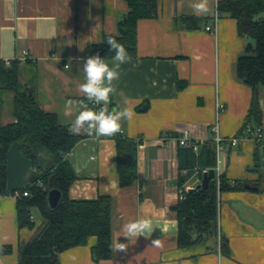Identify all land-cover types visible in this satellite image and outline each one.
Masks as SVG:
<instances>
[{
	"label": "crops",
	"instance_id": "crops-1",
	"mask_svg": "<svg viewBox=\"0 0 264 264\" xmlns=\"http://www.w3.org/2000/svg\"><path fill=\"white\" fill-rule=\"evenodd\" d=\"M195 2L157 0L156 15L138 22L137 54L121 65L116 93L101 104L108 111H131V118L121 121L122 135L81 133L68 154L77 174L71 198L113 197V255L94 258L98 240L91 236L87 244L62 252L61 264H264V144L253 138L228 146L220 157L216 153L212 168L239 185L218 197L219 231L230 252H222L211 238L189 246L178 243L174 207L203 176L198 167L180 171L181 145L174 137H162L188 129L201 147L205 141L214 144L217 126L223 136L233 137L241 133L252 100V89L236 75L237 60L252 39L239 35L237 20L218 9L214 15H195L190 6ZM209 5L215 8L214 0ZM129 11L126 0H0V60L21 59L27 51L22 81L32 82L41 107L70 127L74 115H64L69 100H84L92 108L78 90L85 82L84 61L94 44L120 34ZM209 25L216 32L207 30ZM104 59L111 67L113 58ZM260 102L264 126V87ZM13 121L9 116L5 123ZM120 136L143 139L137 178L128 186L120 185L118 173ZM16 203V196L0 195V243L12 246L10 253H0V264H17L20 248L35 234L36 229L19 226ZM138 218L149 220L151 228L129 241L123 227ZM156 239L161 246L152 244ZM117 242L127 244L126 251H116Z\"/></svg>",
	"mask_w": 264,
	"mask_h": 264
},
{
	"label": "trees",
	"instance_id": "trees-1",
	"mask_svg": "<svg viewBox=\"0 0 264 264\" xmlns=\"http://www.w3.org/2000/svg\"><path fill=\"white\" fill-rule=\"evenodd\" d=\"M130 11L120 23V34L112 35L123 44L129 57L137 54V30L141 19L157 13V0H126ZM219 13L238 22L241 36L252 39L236 64V75L252 89L250 109L242 131L262 120L260 88L264 87V0H220ZM189 28H194L189 24ZM92 46V56L113 58L107 37ZM22 60L15 58L7 65L0 60V195L17 198V218L20 227L36 229L34 236L19 250L17 264H61L60 255L69 248L85 245L91 236L97 237L93 256L97 260L113 255V197L100 195L92 199L70 197V188L77 178L68 154L81 139L60 123L56 113L45 111L30 81H22ZM10 105L13 122L3 123L2 112ZM91 106L92 103L90 102ZM143 108V107H142ZM141 109V108H140ZM19 142L22 153L32 160V167L16 191L7 188V152ZM137 148L133 139L118 137L117 157L120 185L128 186L137 178ZM216 164L215 145L205 141L196 153L192 147L179 149L180 171L205 169ZM180 175V185L183 184ZM239 185L230 184L224 175L218 186L214 178L208 188L182 193L174 207L178 214V243L189 246L204 239H214L222 252H230L228 239L219 231V193ZM61 191L62 198L56 208L48 202L50 189ZM28 194L25 195L24 193ZM18 194V195H17ZM40 210L42 219L37 223L33 209ZM12 246L0 243V253H10Z\"/></svg>",
	"mask_w": 264,
	"mask_h": 264
},
{
	"label": "clouds",
	"instance_id": "clouds-1",
	"mask_svg": "<svg viewBox=\"0 0 264 264\" xmlns=\"http://www.w3.org/2000/svg\"><path fill=\"white\" fill-rule=\"evenodd\" d=\"M215 8L209 5V0H198L190 6L197 16L214 15L219 7V0H214ZM109 51L114 52L112 66L99 54L88 57L83 63L85 82L79 84L78 90L88 102L94 105L108 104L110 95L115 94L117 89L114 81L120 79V68L122 64L129 61L130 57L123 44L116 38L109 35L106 40ZM68 65L65 66L67 68ZM64 115L73 116L74 120L70 126V132L74 135L85 133L88 136L95 134L96 137H111L121 131V121L131 118V111L113 109L108 111L105 107L99 110L89 108L84 100L71 101L66 103ZM151 228V222L144 218H138L124 225L125 237L131 241L133 237L145 235ZM156 247L161 246L160 239L152 241ZM127 244L117 242L116 251H126Z\"/></svg>",
	"mask_w": 264,
	"mask_h": 264
},
{
	"label": "built area",
	"instance_id": "built-area-1",
	"mask_svg": "<svg viewBox=\"0 0 264 264\" xmlns=\"http://www.w3.org/2000/svg\"><path fill=\"white\" fill-rule=\"evenodd\" d=\"M219 15L217 14V19L218 20ZM216 26H207V30H210L211 32H216ZM28 58V52L24 51L21 60L26 61ZM7 65L11 64V59H4ZM102 107L101 105H94L92 104V108L94 110H99V108ZM122 135V131L121 134ZM167 137H174L177 139L178 143L181 146H186V147H192L194 151H199L200 147V141L192 139L190 136V131L188 129L183 130L182 132H175V133H170V134H165L162 139H166ZM246 138H253L254 141L258 144H264V126L262 125H251L246 127L241 133L233 136V137H228L226 138L220 133L219 126L215 128V135L213 138V142L215 145L216 153L218 157L221 156L222 153L225 152L228 146H236L240 144V142ZM143 139L137 138L136 143L139 144L142 142ZM216 171L215 178L217 180V185L219 186L221 183V176L222 172L220 168H218ZM25 195L28 193L25 192ZM18 195V194H17Z\"/></svg>",
	"mask_w": 264,
	"mask_h": 264
},
{
	"label": "water",
	"instance_id": "water-1",
	"mask_svg": "<svg viewBox=\"0 0 264 264\" xmlns=\"http://www.w3.org/2000/svg\"><path fill=\"white\" fill-rule=\"evenodd\" d=\"M32 167V160L26 157L21 151V145L19 142H14L7 152V188L9 191L18 190L27 173ZM215 169H210L203 173L202 182L197 185L193 190L198 188L206 189L209 186L211 180L215 178ZM251 189H258L257 187L248 186ZM62 198V193L56 188H52L48 194V202L51 208H56Z\"/></svg>",
	"mask_w": 264,
	"mask_h": 264
},
{
	"label": "rangeland",
	"instance_id": "rangeland-1",
	"mask_svg": "<svg viewBox=\"0 0 264 264\" xmlns=\"http://www.w3.org/2000/svg\"><path fill=\"white\" fill-rule=\"evenodd\" d=\"M9 116H11V114H10V105L7 104V105L5 106V110L2 112V122H3L4 124H5V121L7 120V118H8ZM33 217H34V219H36V220H40V219H42V215H41L40 210H38L37 208H34V209H33Z\"/></svg>",
	"mask_w": 264,
	"mask_h": 264
}]
</instances>
